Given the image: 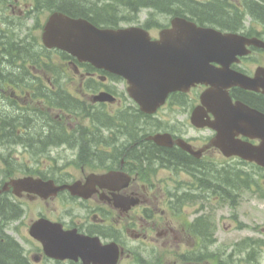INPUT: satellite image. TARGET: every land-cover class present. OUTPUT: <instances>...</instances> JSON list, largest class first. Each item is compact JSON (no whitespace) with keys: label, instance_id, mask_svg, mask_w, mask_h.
I'll return each mask as SVG.
<instances>
[{"label":"flooded vegetation","instance_id":"obj_1","mask_svg":"<svg viewBox=\"0 0 264 264\" xmlns=\"http://www.w3.org/2000/svg\"><path fill=\"white\" fill-rule=\"evenodd\" d=\"M218 1L199 6L218 10L221 19L200 16V10L196 24L248 40L249 54L229 68L253 76L264 67V0ZM137 3L131 8L136 17ZM128 9L127 0H0V86L8 84L14 97L0 99V244L6 247L0 264L207 263V174L220 177L224 159L210 143L215 132L198 127L213 119L200 101L210 86L172 93L154 114H143L115 76L42 40L53 14L84 18V12L95 25L117 27L127 22ZM68 73L77 87L71 76L66 83ZM99 93L114 100L99 101ZM229 93L264 113L262 94L237 87ZM165 135L169 141L158 137ZM48 145L56 158L40 152V160L26 164L9 154L21 149L32 156ZM62 151L72 152L69 161ZM73 160L80 168L69 166ZM159 172L170 176L161 180ZM26 177L40 186L13 185Z\"/></svg>","mask_w":264,"mask_h":264},{"label":"water","instance_id":"obj_2","mask_svg":"<svg viewBox=\"0 0 264 264\" xmlns=\"http://www.w3.org/2000/svg\"><path fill=\"white\" fill-rule=\"evenodd\" d=\"M171 25L170 30L160 33V40L150 41L140 28L99 30L86 20L53 14L42 39L48 47L67 51L79 61L125 78L130 96L146 113L154 112L169 92L195 83L211 84L213 89L204 93L202 104L215 117L208 123L217 131L213 145L225 156H238L264 167V116L241 103L231 104L225 91L239 86L261 89L264 94V68L258 69L254 78L231 72L227 61L242 54L227 48L235 36L197 28L182 18H174ZM210 62L223 68L214 70ZM239 135L260 142L252 145L237 139Z\"/></svg>","mask_w":264,"mask_h":264},{"label":"rangeland","instance_id":"obj_3","mask_svg":"<svg viewBox=\"0 0 264 264\" xmlns=\"http://www.w3.org/2000/svg\"><path fill=\"white\" fill-rule=\"evenodd\" d=\"M125 14L127 17L129 16L128 11ZM141 18L142 23L147 24V26L149 27L148 30L152 36H157L158 32L169 23L168 16L157 14L155 12L152 13L143 11L138 16V19ZM48 65L49 68L53 66L52 64ZM70 76L71 73H68L67 77L65 75V81L67 84L69 81L68 77ZM69 79L71 84L74 87H77L78 84L72 79V76ZM70 90L72 91L71 88ZM11 92L12 88L8 84H3L2 86H0V97H5L12 101L14 97L11 96ZM163 115L166 116V114ZM78 124L81 125V120H78ZM37 126H39V124ZM32 128V133H34V130H38V127L35 128V125H33ZM71 153L72 152L70 151H62L60 153V155L63 157L62 160L69 161L66 160V155L68 154L71 157ZM7 154L8 153L6 152L5 155ZM9 154L11 155L12 160L16 163L19 161L20 163L28 164L29 162H33L32 157H34L35 160L41 159L37 151H33L32 156L30 153L22 154L21 149ZM47 157L49 160L56 158V151H53L51 155H48L47 153ZM42 158L45 159L44 156ZM79 162L80 160L70 161L69 166L74 169L80 168ZM233 162V160L223 159V163L233 164ZM67 166L68 165L65 166V169L67 168ZM243 169L248 170V168L246 167H243ZM253 171L255 174L254 181L256 185H251L248 189H242V186L244 184H241L235 192L232 191V187L230 188L222 184L225 178L224 173L219 175L221 177V182H218L217 185V182L215 180H211V178L208 177V174L216 175L215 172H208V181L211 180V182H208L209 190L212 195L208 196L207 200L204 201L205 209L203 210L204 215H206L208 219L209 229L207 249L208 258L207 263L205 264H264V172L258 171L256 169ZM250 173H252V171ZM169 176L170 175L167 172H159L157 174V177L161 180H164ZM252 177L253 176H251V179ZM176 181L184 182L185 179L180 181V179L177 178ZM219 184L222 186H220ZM217 190L220 192L219 194L221 195V197L224 196L223 198L218 197V199H214V194L217 192ZM233 194L234 198H231ZM232 202H234V204L231 205ZM195 206H191V208L194 209ZM248 237H251V239L255 240V251L249 249L250 247L248 244H246L245 246L244 244H240L244 239ZM237 242L239 244L235 245ZM157 253L160 256H165L167 260H169V257L162 254L160 251H158ZM248 254H250V257H248ZM123 264H137V262L133 261V263H131L128 261L125 263L124 260ZM165 264L173 263L167 262ZM175 264L184 263L182 261L176 260Z\"/></svg>","mask_w":264,"mask_h":264},{"label":"trees","instance_id":"obj_4","mask_svg":"<svg viewBox=\"0 0 264 264\" xmlns=\"http://www.w3.org/2000/svg\"><path fill=\"white\" fill-rule=\"evenodd\" d=\"M140 1H142V4L144 6L146 5L152 6L160 12L169 13L173 11L174 15H177V16H185V13H189V14L192 13V15L195 14L198 16V12L202 10L201 13L199 14L200 16L208 17V18H211L217 21H219V19H221L222 17V15H220L217 12L218 10L217 11L215 9L214 11H212L211 9L206 10L205 7H200L199 6L200 3L196 2L195 0H140ZM83 13L84 12H79L81 17L87 18L86 17L87 13L86 14H83ZM33 136H35V134H33ZM229 173H232V174L228 175V173L224 172L225 178L222 184L230 188L232 187L233 189H235V185L233 182L234 180H239L240 182H242L243 178L246 177L245 175L241 174L242 171H235V172H229ZM208 177L211 178V180H215L216 182H221L220 177L216 175L208 174ZM217 179L219 180L217 181ZM2 250H6V247L5 245L0 244V251ZM7 250L9 249L7 248ZM4 256H0V258L4 260L5 259Z\"/></svg>","mask_w":264,"mask_h":264}]
</instances>
